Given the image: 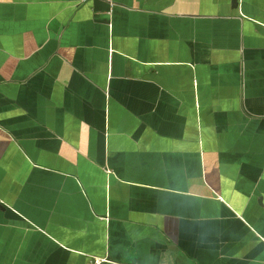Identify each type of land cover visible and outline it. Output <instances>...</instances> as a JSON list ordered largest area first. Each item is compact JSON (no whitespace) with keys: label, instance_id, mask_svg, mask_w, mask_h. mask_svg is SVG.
<instances>
[{"label":"crops","instance_id":"obj_1","mask_svg":"<svg viewBox=\"0 0 264 264\" xmlns=\"http://www.w3.org/2000/svg\"><path fill=\"white\" fill-rule=\"evenodd\" d=\"M0 264H264V0H0Z\"/></svg>","mask_w":264,"mask_h":264},{"label":"built area","instance_id":"obj_2","mask_svg":"<svg viewBox=\"0 0 264 264\" xmlns=\"http://www.w3.org/2000/svg\"><path fill=\"white\" fill-rule=\"evenodd\" d=\"M87 1H90V0H83V2H87ZM104 1H106L111 6H114V0H104ZM104 262L105 260L95 259V260H92L90 264H103Z\"/></svg>","mask_w":264,"mask_h":264},{"label":"water","instance_id":"obj_3","mask_svg":"<svg viewBox=\"0 0 264 264\" xmlns=\"http://www.w3.org/2000/svg\"><path fill=\"white\" fill-rule=\"evenodd\" d=\"M238 1H239V0H233V3H234V6H235V7H238ZM0 208H1V209H4L1 205H0Z\"/></svg>","mask_w":264,"mask_h":264}]
</instances>
